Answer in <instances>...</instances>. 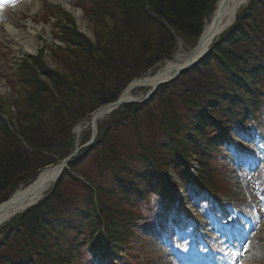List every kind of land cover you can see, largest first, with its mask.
Masks as SVG:
<instances>
[{
  "label": "trees",
  "instance_id": "obj_1",
  "mask_svg": "<svg viewBox=\"0 0 264 264\" xmlns=\"http://www.w3.org/2000/svg\"><path fill=\"white\" fill-rule=\"evenodd\" d=\"M213 1L78 0L86 12H96V43L72 33L65 41L73 43L74 60H83L79 69L64 66L62 73H50L44 90L30 75L22 81L29 88L26 100L34 96L26 110L34 112L35 122L12 131L0 119V192L7 191L0 202L73 151L76 121L171 58L177 39L194 44ZM226 30L148 101L124 103L98 121L92 146L68 161L50 192L0 228V264H79L91 257L90 249L121 258L118 249L130 244L134 222L125 205L147 199L148 190L157 201L168 196L174 187L171 170L212 195L220 193V143L264 107V0H248ZM89 150H96L97 167L109 174L111 186H96L95 192L85 186L79 205L62 196L59 184L66 177L81 183L69 169ZM191 155L196 175L190 172Z\"/></svg>",
  "mask_w": 264,
  "mask_h": 264
},
{
  "label": "rangeland",
  "instance_id": "obj_2",
  "mask_svg": "<svg viewBox=\"0 0 264 264\" xmlns=\"http://www.w3.org/2000/svg\"><path fill=\"white\" fill-rule=\"evenodd\" d=\"M28 1L0 0V36L3 32L1 25L4 22L20 27L22 22L31 19L34 26L45 27L34 35V42L38 48L33 53H21L0 37V85L3 87V91H0V119L6 128H11L12 131L21 124L35 122L32 117L34 112L30 114L26 110L27 104L34 96L28 97L29 102L26 100L29 88L22 81L31 76V79L42 87L44 84H49L50 73L54 71L62 73L64 66L79 69L83 60L81 58L74 60L73 43L65 41L72 40V33L77 32L82 35L86 42L96 43V12H86L84 7L79 5L78 0L67 1H71L68 3L72 7L81 9V20L85 23L86 30L79 27L74 14L65 7L67 1L39 0V9L33 14H28L30 7ZM215 3L216 0L213 1L211 13L206 17L203 28L212 17ZM247 3L248 1L242 4L240 10ZM49 5L52 8L49 9ZM85 5L86 3L83 6ZM62 26L63 31H66L63 34ZM198 38L192 45L191 43L186 45L180 40L182 51L188 52L193 49ZM175 47L171 58L161 61L157 69L165 61L175 59L180 47L179 39L176 40ZM147 72L151 71L147 70ZM42 89L44 90L43 87ZM131 93L134 100L140 101L133 103L148 101L153 94L148 96V89L144 87H135ZM94 112L82 117L71 127L74 149L70 154L80 146H84L81 149H85L94 143L97 134L87 145L92 136L91 116ZM110 113L99 118L98 121L105 119ZM41 123L45 126L51 125L44 121ZM1 126L0 123V128ZM228 138L231 140L220 143V155L218 154L220 158L218 179L223 184L219 183L222 188L221 196L211 198L197 185L182 181L176 173L170 171L175 185L174 192L171 193L173 197L166 198L159 209L158 201L155 196H151L150 190H145L148 193L147 199L132 201L131 204L125 205V212L131 215L132 222L136 221V224H130L131 229H134L130 244H124L118 249L122 257H117L118 260L115 261L113 252L104 256L101 250L96 249L91 251L92 258L84 256L79 264H186L182 259L196 252L200 253L201 257L213 258L214 264H264V107L257 112L254 121L236 132L231 129ZM0 141H2L1 134ZM97 157L96 150H89L79 163L69 169L72 176L81 183L74 184L66 177L65 181L59 184L63 197L70 198L80 205L81 200L86 196V191L83 190L85 186L91 188L92 192L96 191L94 189L96 186L110 188L109 174L98 169ZM62 160L59 159L57 163L47 166L57 165ZM197 164L195 155H191L190 172L193 175H196ZM42 169L38 170L32 181ZM20 186L22 185L14 189L8 198ZM6 194L7 191L0 192V196ZM114 199L117 198H112L113 201ZM181 207L185 212L180 210ZM3 225H0V228ZM226 225L230 228L225 227Z\"/></svg>",
  "mask_w": 264,
  "mask_h": 264
},
{
  "label": "bare ground",
  "instance_id": "obj_3",
  "mask_svg": "<svg viewBox=\"0 0 264 264\" xmlns=\"http://www.w3.org/2000/svg\"><path fill=\"white\" fill-rule=\"evenodd\" d=\"M247 1L248 0H245V2ZM244 3H240V0H216L212 17L205 23L204 28L201 31L202 34L200 33L201 54L204 50L210 47L216 38L227 31L226 29H228L235 21L236 15ZM28 4L30 6L28 14H33L39 9L40 1L29 0ZM65 7L68 9V11L74 14L79 27L86 30V25L81 20L80 10L73 8L70 4H65ZM44 28L45 27L42 25L34 26L31 19H27L26 21L22 22L20 27H17L10 22H4L1 25L3 32L0 37L10 43L13 48L19 50L21 53H33L36 52L38 48V45L34 42V35ZM220 31L222 32L219 33ZM180 43L181 42H179V51L177 52L175 59L167 60L158 69V66H156L155 70H148L151 71L150 73L147 72L143 74L144 76L135 78L123 90V98H132L133 94L131 92L135 87H144L149 91L154 84L159 81L166 80L174 74V71L185 65L186 63H184V61L186 62V59L183 55L184 52L182 51V43ZM159 64L160 63L157 65ZM0 91H3V87L1 85ZM95 117L96 111L91 116V123L92 119ZM56 174V165H50L43 168L39 172L36 179L31 182V184L20 186L8 199L0 203V223L2 224L3 220L7 222L8 219L13 217L12 215L14 213H20L22 208H24L25 205L30 204L33 200L40 201L42 197L46 195L49 187L52 185V178H54ZM47 182H49V185L46 186ZM194 259L197 260V257Z\"/></svg>",
  "mask_w": 264,
  "mask_h": 264
},
{
  "label": "water",
  "instance_id": "obj_4",
  "mask_svg": "<svg viewBox=\"0 0 264 264\" xmlns=\"http://www.w3.org/2000/svg\"><path fill=\"white\" fill-rule=\"evenodd\" d=\"M222 31H220L219 33H221ZM202 34V33H201ZM201 34L197 40V44L196 46L189 50L188 52H184V58L186 59V62L184 61V63H186L185 65H183L180 69L174 71V74L171 75L169 78H167L166 80H162L157 82L156 84H154L152 86V88L148 91V96L150 94H152L159 86L166 84L170 81L175 80L180 72H182L184 69L188 68L189 66H191L192 64H194L195 62H197L200 58H202L203 55L206 54V52L208 51V48L206 50L203 51V53L201 54V50H200V37ZM218 34V33H216ZM181 44V43H180ZM184 59V60H185ZM130 103V102H140V101H136L133 98H123V93H121L119 95V97L112 102H109L107 104L102 105L101 107H99L96 110V117L94 119H92V136L90 141L87 143V145L92 142V140L95 138L96 134H97V120L101 117H103L104 115L110 113L111 111H113L114 109L118 108L120 105H122L123 103ZM84 146H80L78 147L72 154H70L68 157L64 158L62 161H60L57 165H56V169H57V174L55 175L54 178H52L53 182H55L57 180V178L59 177V175L61 174V172L63 171V169L67 166V162L70 158H72L73 156L76 155V153L83 148ZM50 182V181H49ZM49 182H47L46 186L49 185ZM45 186V187H46ZM38 202V200H33L30 204L25 205L24 208H22V211L33 206L34 204H36ZM18 213H14L12 216H15ZM12 218V217H11ZM10 218V219H11ZM9 220V219H8ZM3 223L5 222L4 220L2 221ZM2 223V224H3ZM1 225V223H0Z\"/></svg>",
  "mask_w": 264,
  "mask_h": 264
},
{
  "label": "snow or ice",
  "instance_id": "obj_5",
  "mask_svg": "<svg viewBox=\"0 0 264 264\" xmlns=\"http://www.w3.org/2000/svg\"><path fill=\"white\" fill-rule=\"evenodd\" d=\"M245 2V0H240V3H244Z\"/></svg>",
  "mask_w": 264,
  "mask_h": 264
},
{
  "label": "clouds",
  "instance_id": "obj_6",
  "mask_svg": "<svg viewBox=\"0 0 264 264\" xmlns=\"http://www.w3.org/2000/svg\"><path fill=\"white\" fill-rule=\"evenodd\" d=\"M142 210H144V209H142Z\"/></svg>",
  "mask_w": 264,
  "mask_h": 264
}]
</instances>
